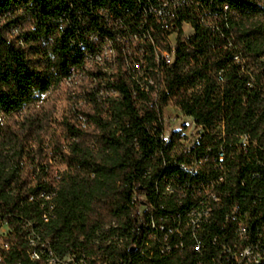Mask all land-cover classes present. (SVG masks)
<instances>
[{
	"label": "trees",
	"instance_id": "trees-1",
	"mask_svg": "<svg viewBox=\"0 0 264 264\" xmlns=\"http://www.w3.org/2000/svg\"><path fill=\"white\" fill-rule=\"evenodd\" d=\"M170 3V25H162L154 14L161 0H0V223L11 227L6 239L11 251L0 254V264H46L28 255L29 229L37 243L61 258L79 253L88 264H198L201 258L185 231L198 204L195 189L183 188L200 178L182 169L191 155L210 154L204 174L228 178L217 186L223 204L214 208L209 241L219 235L224 217L244 222L245 211L234 214L236 204L253 216L264 211V0ZM187 25L190 35L184 33ZM94 34L99 44L112 42L95 65L86 55L96 50L89 40ZM172 35L174 60L167 65V56L155 48L172 52ZM133 39V48L147 50L137 81L152 79L150 89L141 90L131 79L135 68L131 75L120 69L111 82L118 64L130 61L121 41ZM113 45L119 51L115 61L106 56ZM83 63L98 88L110 85L108 106L96 101L93 111L84 112L90 120L86 130H79L67 117L71 105L63 117L49 101L36 105L42 95L61 90L64 77ZM106 65L110 72L103 71ZM168 107L203 128L200 145L186 148L179 131L163 140L161 117ZM81 108H89V101H81ZM243 137L249 139L246 149ZM221 151L222 172L213 170L212 161ZM161 225L184 235L171 236V252H162ZM106 226L112 229L100 234ZM115 233L123 247L107 246ZM155 233L160 237L152 243ZM138 241L144 248L152 244L155 254L148 248L142 256L131 247ZM208 250L213 252L207 261L225 256L219 245Z\"/></svg>",
	"mask_w": 264,
	"mask_h": 264
},
{
	"label": "built area",
	"instance_id": "built-area-1",
	"mask_svg": "<svg viewBox=\"0 0 264 264\" xmlns=\"http://www.w3.org/2000/svg\"><path fill=\"white\" fill-rule=\"evenodd\" d=\"M161 6L156 8L154 14L159 19V22H162V25H170V12H171V3L170 0H161ZM19 32V28L14 30V33ZM92 45L96 47L95 52L87 53L88 55V63H93L95 65V61H97L98 57H103L104 54V47L105 44L112 43L111 41L108 43H101L99 44V36L96 34L90 35L89 38ZM171 49H173L175 36H171L169 38ZM133 41H121L123 45L121 47L122 54L129 53L130 54V61L123 62L122 64H118L119 70L112 71L113 73V82L116 80L115 75L121 71L126 72L128 71L131 75V69H136V75H132V80L137 81L138 72L142 71V59L147 56V50L145 47L141 46L140 48H133ZM139 51L137 52V50ZM156 54L161 53V56H167V65H171L174 60V49L172 52H162L158 48L156 49ZM113 53L111 54V61H115L114 59V52H119L113 45ZM104 72H110V66L106 65ZM72 80H79L80 86H82L81 80H88L89 87H85V96H80V99H73L70 98V91H75L73 88ZM96 76L91 77V73H87L86 63H83L80 68H74L71 70L70 74L64 77L63 81L61 82L62 85L67 84V92H66V99L67 104H71V111H68L69 118H71L72 124L71 127L74 129H85V122H90L88 117L84 114V112L93 111L94 104L97 101L98 103H103L105 106H108V85L110 82H105V88H98L96 82ZM138 83V81H137ZM152 79L146 80V82L138 83L141 90L150 89L153 87ZM119 96V95H118ZM51 91L49 93L42 95V101L38 103L36 106H43L46 101H50ZM81 101H89V108H81ZM169 109H176L168 107L164 110L161 120L163 122L164 127V134L163 140L165 142L168 141V137L174 131H179L181 135L183 145L190 149L191 147L197 146L201 144V136L203 134V128L198 127L196 125L195 120L192 117L185 116L181 111V114L187 118L192 120L193 131L191 132V126L187 124L181 125L179 128L172 127V118L169 116ZM179 111V110H178ZM190 130V132H189ZM242 145L244 149H246L247 144L249 143V139L247 137H243ZM65 150L69 149V146L64 147ZM223 150V149H222ZM246 152V151H245ZM218 159H213V163L215 164V169L222 172L224 170V161L226 159L225 152L221 151L219 153ZM210 154H206L204 158H197L194 155H191L190 163L184 164L182 169L184 172L189 173L193 176L200 175V178L194 179L191 178V181H187L184 184V187L187 191H190L191 188L195 190L192 191V197L197 196V207L192 210L190 214H188L187 220L185 221V231L190 232L189 235L193 243L192 249H194L197 254L200 256L201 260L198 261V264H259L264 263V258H261V251H264V211L261 210L255 216H253L250 209L243 207L241 204H236V214L239 211H245V220L242 223L235 224V218L233 215V221H226L224 217L223 223L221 222L218 225L219 228V235L214 236L211 241H209V228L213 225L215 218H213L214 208L215 206L221 207L223 202V194L218 191L217 186L222 184L228 183V178L226 173H223L219 178L212 179L204 174L203 170L206 167L207 163H210ZM51 164L54 168L57 169L58 161L51 160ZM202 170V171H201ZM168 191L172 193V190L168 188ZM187 191L183 194V197L187 195ZM47 200H51V196H46ZM47 219H49V215L45 214ZM254 219H259L260 224L256 225V222H252ZM256 225V228H255ZM29 227V226H28ZM117 224L113 225V229L117 228ZM112 228L110 226H106L100 234H107ZM205 232V235L203 233ZM11 233V227L7 222L0 223V254L2 252H9L11 251V246L7 242V237ZM33 233L31 229L28 230V234L30 235L31 242H28V255H32V257L40 258L39 250L44 249L41 245H35V241L33 239ZM118 233V232H117ZM115 233V236L112 240L107 242V246L112 245L113 242L119 247L124 246V239L122 237H118V234ZM99 234V236H100ZM159 234L163 237L164 246L162 252H171V246L169 245L168 241L170 240L171 236L178 235L180 238H183L184 235L180 230L174 232L172 229L166 227L165 225H161L159 228ZM155 233L153 236L152 243H155L160 235ZM186 234V233H185ZM187 237V235H186ZM97 246H100V241L95 242ZM213 244L216 247H224L225 249V256L218 257L212 256L210 259L211 261H207V258L210 253L213 251L208 250L209 246ZM133 249H138L141 251L142 256H147L148 248L151 251L150 255L153 256L155 252L152 250V244H146L145 248L144 245L141 244L139 241L137 243H132L131 246ZM130 247V248H131ZM179 247H183V242L181 241L176 245V249ZM49 254L51 256L55 255V264H88V259L85 256H81L79 253L70 254L66 258H61L58 254L53 251V249H49ZM3 257L0 255V263L2 262ZM107 264V263H104ZM123 264V262L121 263Z\"/></svg>",
	"mask_w": 264,
	"mask_h": 264
},
{
	"label": "rangeland",
	"instance_id": "rangeland-1",
	"mask_svg": "<svg viewBox=\"0 0 264 264\" xmlns=\"http://www.w3.org/2000/svg\"><path fill=\"white\" fill-rule=\"evenodd\" d=\"M191 26L187 25L184 27V33L185 35H190L191 34ZM111 52L107 53L106 56L110 60L111 59ZM90 69L94 68L92 67V64L88 66ZM83 81L81 80V83ZM73 83V88H75V91H70V98L76 99L78 96L83 95L84 93V88L85 85L82 83V86H80L79 80H72ZM66 92H67V84L61 88V90L53 92L51 94V97L49 98L50 101L49 106L54 107L55 111L58 114V117H63V113H65V110L70 108L71 104H67V99H66ZM76 97V98H75ZM169 116L172 118V127L173 128H179L183 124H187L188 126H191V132L193 131V124L192 120L190 118L185 117L184 115L181 114L180 111L176 109H169ZM61 119V118H60ZM60 124V122H59ZM56 124V127L59 125ZM60 126V125H59ZM189 130V132H190ZM174 133V132H172ZM171 133V134H172Z\"/></svg>",
	"mask_w": 264,
	"mask_h": 264
},
{
	"label": "bare ground",
	"instance_id": "bare-ground-1",
	"mask_svg": "<svg viewBox=\"0 0 264 264\" xmlns=\"http://www.w3.org/2000/svg\"><path fill=\"white\" fill-rule=\"evenodd\" d=\"M45 219L47 220V217H45ZM35 241V240H34ZM35 245H41V244H39V242L37 243L36 241H35ZM41 246H43L44 247V249H40L39 250V254H40V258H36V257H33V260H35V261H38V260H41V259H43L44 261H45V263L46 264H55V255L54 256H51L50 254H49V249H51L50 247H48L47 245H41ZM264 257V255L263 254H261V258H263Z\"/></svg>",
	"mask_w": 264,
	"mask_h": 264
}]
</instances>
